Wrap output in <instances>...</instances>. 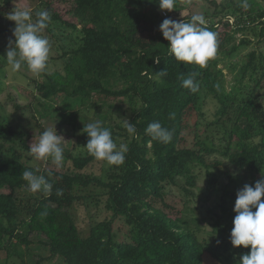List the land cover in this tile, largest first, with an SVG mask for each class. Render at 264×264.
I'll return each mask as SVG.
<instances>
[{
  "label": "trees",
  "instance_id": "16d2710c",
  "mask_svg": "<svg viewBox=\"0 0 264 264\" xmlns=\"http://www.w3.org/2000/svg\"><path fill=\"white\" fill-rule=\"evenodd\" d=\"M70 1L71 19L50 0L32 9L33 22L37 11L51 14L42 32L51 50L39 76L29 75L26 64L20 68L35 91L29 120L39 135L49 128L44 119L56 121L55 129L69 125L73 138L100 121L128 151L116 166L87 149L63 147L57 168L29 151V125L14 122L0 101V264H28L26 248L35 235L48 259L60 264H239L250 246L230 242L236 193L264 175V0H203V16L218 42L215 58L203 68L177 61L159 30L166 18L196 15L174 17L179 0L171 11L161 10L157 0ZM11 2L0 5L14 12ZM2 13L1 78L14 29L3 28ZM220 26L228 29L221 33ZM193 74L196 93L182 86ZM126 120L136 136L127 132ZM153 121L172 131L170 143L145 132ZM82 139H89L83 131ZM24 170L44 175L51 193L32 192ZM203 176L205 186H199Z\"/></svg>",
  "mask_w": 264,
  "mask_h": 264
},
{
  "label": "clouds",
  "instance_id": "9594fccd",
  "mask_svg": "<svg viewBox=\"0 0 264 264\" xmlns=\"http://www.w3.org/2000/svg\"><path fill=\"white\" fill-rule=\"evenodd\" d=\"M157 2L161 10L176 9V0H157ZM35 16L36 20L33 22L32 11L26 7L17 8L8 14L7 18L15 22L13 29L15 39L9 40L10 46L6 51V58L13 71L19 70L22 64H26L34 75L39 76L46 71L51 50L50 41L41 35L51 21V14L47 10H41L37 11ZM159 30L169 41V51L177 61L196 64L203 68L217 54V35L208 29L207 20L202 14L192 15L189 21L166 18L160 24ZM182 86L193 93L199 91V84L195 82L194 74L183 79ZM170 116L174 117V113ZM125 127L130 135H137V129L133 123L126 120ZM82 131L89 137L85 145L86 149L95 159L116 166L125 162L127 145L117 146L110 129L102 126L100 121L84 125ZM145 132L153 140L163 144L170 143L173 137L172 131L162 126L159 121L149 123ZM64 140L63 136L57 134L54 125L41 133L38 142L32 143L29 151L37 159L50 158L59 168L64 160ZM22 176L28 182L32 192L51 193L52 184L44 175L24 170ZM56 194L61 195L62 190L57 189ZM236 197L233 208L236 215L233 219L234 226L230 231V242L233 247L249 248L250 246V251L240 257L239 264H264V199H262L264 175L254 185L245 183L237 190Z\"/></svg>",
  "mask_w": 264,
  "mask_h": 264
},
{
  "label": "rangeland",
  "instance_id": "374dc122",
  "mask_svg": "<svg viewBox=\"0 0 264 264\" xmlns=\"http://www.w3.org/2000/svg\"><path fill=\"white\" fill-rule=\"evenodd\" d=\"M41 0H12L11 4L9 5V8L16 10L17 8H29L31 11L32 9H35L36 5L38 6L40 4ZM52 3V6L59 14H65V19H71L73 16L68 11L70 10L72 3L70 0L62 1V0H50ZM2 2V1H1ZM180 3V10L174 15V17L177 16H183L185 14H188L190 12L194 14H204L203 8L206 7V3L203 0H189V2H186V0H179ZM0 10L3 11V16L7 19L5 25L8 27H15V24H12L9 19L7 18L8 14L11 13V11H7L4 8V5L1 3ZM226 29L223 26L219 27V30L221 33H223ZM219 32V33H220ZM41 35L44 36V33H41ZM149 33L147 32H141L139 34L140 37H147ZM221 36V35H220ZM219 36V37H220ZM6 39L7 44H9V40H14L13 36L7 37ZM250 49V48H249ZM221 67H223V64H220ZM3 70L5 72L4 77H0V101L4 102L7 106L8 111L12 112V118L14 119V122H21V123H27L29 127L26 128V130L30 133V136L28 138L29 145L35 144L39 140V128L35 127L34 122L30 121L31 119V112L32 108L30 107V103L34 102L35 98V91L33 89V85L30 83L29 79L25 77L23 72L26 71V69H22V71L19 69L17 71H13L10 64L4 65ZM224 72L227 76V80L231 81L232 74L231 72L224 68ZM29 75H33L31 71H28ZM15 102L21 104L24 108L23 109H15L14 104ZM25 114V115H24ZM45 126L48 127H54L56 125V121L44 119L43 120ZM16 124V123H15ZM57 134L63 136L65 139L63 141V147L65 149H69L73 147L74 152H79L80 150L86 149V143L85 139L83 141L82 139V129L79 130V136H76V138H73L72 134L74 133L73 129L69 125H63L59 128H56ZM80 140V141H78ZM70 143V144H69ZM100 166V161L95 162L94 168L97 169ZM205 176L201 177L198 181L199 186H205ZM177 191V190H176ZM178 193V191H177ZM18 195H26L27 193L24 190H20V192L17 193ZM216 194L211 197V199H214ZM178 200L180 198L176 197ZM174 199V198H172ZM213 201V200H212ZM210 205V204H208ZM177 206H181V202L177 203ZM81 213V219H84L81 222V226L86 225V220L84 218L83 211L80 210ZM208 229L209 226H207ZM33 242L30 245L29 249L26 248L27 252V259L29 260L28 264H35L37 261H39L41 258L42 261L40 264H60V262L57 259H48V256L50 255L49 250L41 245L39 243L40 237L38 235L32 236ZM1 258H4L1 256ZM0 258V259H1Z\"/></svg>",
  "mask_w": 264,
  "mask_h": 264
}]
</instances>
